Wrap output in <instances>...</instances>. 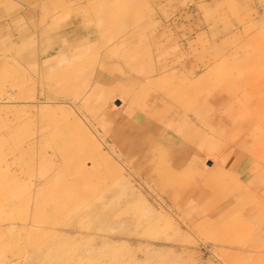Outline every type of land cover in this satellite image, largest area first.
Listing matches in <instances>:
<instances>
[{
	"label": "rangeland",
	"instance_id": "374dc122",
	"mask_svg": "<svg viewBox=\"0 0 264 264\" xmlns=\"http://www.w3.org/2000/svg\"><path fill=\"white\" fill-rule=\"evenodd\" d=\"M0 228V264H264V0H0Z\"/></svg>",
	"mask_w": 264,
	"mask_h": 264
},
{
	"label": "bare ground",
	"instance_id": "6f19581e",
	"mask_svg": "<svg viewBox=\"0 0 264 264\" xmlns=\"http://www.w3.org/2000/svg\"><path fill=\"white\" fill-rule=\"evenodd\" d=\"M29 152V151H28ZM11 176V175H10ZM27 183V182H26ZM30 184V183H29ZM25 186V185H24ZM23 186V187H24ZM29 186H31V185H29ZM20 187V186H19ZM23 187H22V189H23ZM36 187V186H35ZM29 188V187H28ZM14 189V188H13ZM17 189V188H16ZM12 191V190H11ZM30 191V190H29ZM19 192V191H18ZM14 193V192H13ZM16 195V194H15ZM34 195H35V193H34ZM24 196V195H23ZM11 199V198H10ZM9 203V202H8ZM32 203H33V201H32ZM33 205V204H32ZM32 210V209H31ZM31 220V219H30ZM2 221V220H1ZM1 229V228H0Z\"/></svg>",
	"mask_w": 264,
	"mask_h": 264
}]
</instances>
